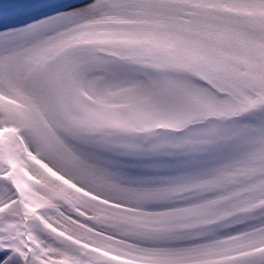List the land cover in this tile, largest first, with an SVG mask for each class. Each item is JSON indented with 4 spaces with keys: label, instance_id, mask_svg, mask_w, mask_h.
Returning <instances> with one entry per match:
<instances>
[{
    "label": "snow or ice",
    "instance_id": "snow-or-ice-1",
    "mask_svg": "<svg viewBox=\"0 0 264 264\" xmlns=\"http://www.w3.org/2000/svg\"><path fill=\"white\" fill-rule=\"evenodd\" d=\"M0 264H264V0H0Z\"/></svg>",
    "mask_w": 264,
    "mask_h": 264
}]
</instances>
